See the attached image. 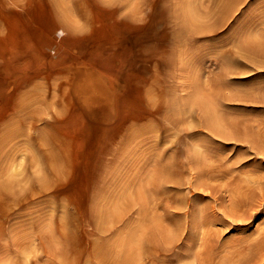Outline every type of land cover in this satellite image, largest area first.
<instances>
[{"label": "bare ground", "instance_id": "bare-ground-1", "mask_svg": "<svg viewBox=\"0 0 264 264\" xmlns=\"http://www.w3.org/2000/svg\"><path fill=\"white\" fill-rule=\"evenodd\" d=\"M128 1L133 11L122 19L125 0H73L63 5L47 0L39 11L33 4L25 13L26 23L20 22L23 17L15 19V24L10 23V35L0 39V243L6 238V208L35 196L53 197L56 187L64 182L69 186L68 206L78 210L77 215L64 213L66 234L59 241L57 256L66 264H167L172 239L162 228L159 239L168 241L165 248L157 246L156 210L166 217L171 209L182 212L188 229L186 241H193L191 231L195 228L201 235L200 230L206 231L199 227L208 226L202 210L199 212L204 217L191 203L172 202L167 186L185 185L189 191L212 195L215 205L210 208L211 217L220 226L227 222L237 226L264 215V122L246 123L243 128L227 123L215 115L207 99L196 94L188 101H195L203 109L204 129L223 145L235 143L245 151L227 157L220 148L204 145L184 162L167 157L163 163L148 165L135 158L138 146L133 142L148 131L136 124L152 120L142 102L150 107L151 95L147 93L145 100L144 91L140 92L137 85L148 74V63L162 57V51L166 52L164 56L169 55L192 42V35L182 31V18L190 15L188 12H198L200 17L201 13L184 0ZM210 2L211 9L202 15L215 17L217 23L227 18L241 0ZM58 27L65 35L63 47L51 50L52 34ZM250 32L239 43L236 60L247 61L253 75L264 72V30ZM225 62L221 78L245 73L233 57ZM158 76L152 80L156 86L161 81ZM217 85L215 97L219 99L224 84ZM233 97L223 99L264 106V77L252 84L251 93ZM132 144L134 150H129ZM19 154L30 157L29 165L40 178L16 171L2 179L5 168L10 169ZM236 172L249 174L233 178ZM131 180L136 182L134 187ZM218 180L220 187L211 185ZM120 184L125 185L122 191H115ZM133 188L137 190L133 192ZM222 192L229 193L226 203ZM111 193H119L121 198ZM34 212L28 213V222L23 225L30 232L54 220V210L37 218ZM131 214L133 230L128 228ZM10 227L18 240L27 234ZM256 235L247 245L243 238L237 239L217 263L259 264L264 259V219ZM203 244L210 262L220 244L211 236ZM8 263L21 264L17 258Z\"/></svg>", "mask_w": 264, "mask_h": 264}, {"label": "rangeland", "instance_id": "rangeland-1", "mask_svg": "<svg viewBox=\"0 0 264 264\" xmlns=\"http://www.w3.org/2000/svg\"><path fill=\"white\" fill-rule=\"evenodd\" d=\"M45 1L47 0H0V25H3L0 28V39L8 34L10 35L12 30L11 22L15 24V19L23 17L20 22L26 23L24 19L25 13L30 11L33 4H35V6L33 5L34 9L39 11V6L43 5ZM49 1L63 5L73 0ZM159 1L168 2V0ZM184 1L190 6L197 8V11L201 13L200 17L198 12H188L190 15L185 16L184 19L182 18V31L192 35V42L185 45L181 50H173V53H171L172 57L170 56L171 54L164 56L166 52L162 51V57L157 56L148 63L149 72L143 76L144 81L137 85L140 92L144 91L145 100H147V93L151 95L150 107H148L146 101L142 102L146 106V110H150L149 116L152 119L151 121H142L136 124L139 128H148V131L139 136L136 142H133L138 146H135L138 149L135 158L139 159V163L144 162V160L148 165L156 162L163 163L167 157H174L176 161L184 162L192 157L194 151L204 145L220 148L222 154L227 157H236L237 154L245 151L244 148L237 146L235 143L223 145L222 142L211 137L204 129L202 126V124H205L203 109L195 101H188L196 94L200 96V99H207L209 106L213 105L215 115L221 117L227 123H236L243 128L246 123L264 122V106L251 102L223 99L226 96L236 97L251 93L252 84L257 83L260 78L264 77V72L250 75L252 67L246 66L247 61L240 63L236 60L237 54L240 55L238 45L248 35L246 33L249 31H251L250 33H258L264 30V0H241L240 4L227 18L217 23L214 22L216 21L215 17L206 18L202 15L203 11L211 9L210 6L213 5L210 2L211 0ZM214 1L217 3L220 0H212V2ZM129 2L127 3L125 0L126 6L123 8L121 19L132 14L133 5L129 4ZM12 14H17V16H12ZM70 19L73 20V18ZM211 23H215L212 28L210 27ZM61 29L63 28L58 27L53 31L51 50L63 47L65 35L62 36L60 34ZM76 36L80 37L82 35L77 34ZM232 57L238 67H241V70H244L245 73L227 75L221 78L220 72L222 67L226 65L225 61ZM157 73H159L158 77L161 81L156 86L152 84V80ZM56 79L61 80L62 78L56 77ZM218 83H223L224 86L221 88L220 93L222 97L216 99L215 93H217L219 87ZM14 142L12 145L15 144ZM134 144L130 145L128 149L134 150ZM147 146L152 147L148 150ZM140 153H142L141 158H139ZM135 158L131 159L132 163ZM30 163V157L27 154L24 157H21L20 154L16 155L14 162L10 163V167L14 165L10 169L5 168L2 179L6 180L8 176L16 171L23 173L27 177L30 176L32 179L40 178L41 176L37 177L34 174V166L31 167ZM153 171L154 168L151 167V172ZM248 174L236 172L233 178H241ZM188 178L186 177V179ZM134 182L131 187L136 185V182ZM66 183L64 182L63 185L56 187L53 197L35 196L19 206L6 208L9 219L4 224L6 227V238H2L0 243V264H9L10 262L8 263V261L16 258L21 264H26V262L27 264H66L57 256L60 248L59 241H63L66 234L63 229V224L66 221L64 213L78 214V210L68 206V196L66 194L69 186ZM22 185L24 184L22 183ZM211 185L220 187L222 183L220 184L218 180L211 182ZM124 186V184H120L115 186L114 190L121 192ZM167 189L170 191L169 197L172 202L180 201L184 205L191 203L193 209L198 212L199 210L203 211L207 218L201 212L199 213L208 223L207 227H199L206 232L200 230L201 235H198L199 229L195 228L194 231H191L193 241H186L184 236L188 229L182 212L171 209L168 217H166L163 216L164 214L160 210H156L155 218L159 227L155 225L154 235L158 241L157 246L165 248L168 241L164 240V243H162L163 239H159V231L162 228L167 229L172 239L173 248L170 251L167 264H218L217 261H221L225 257L226 251L230 252V246L235 245L237 239L243 238L247 245V243H252L257 236L256 230L262 223L264 215L254 217L252 220L247 219L237 226L229 225L230 223L228 224V222L227 225L220 226L215 221L216 219L211 217L210 208L215 205L212 195L206 191H189L185 185L174 188L167 186ZM133 190L135 192L137 189L133 188ZM216 190L218 191L219 188H216ZM5 192L7 193L8 191L5 190ZM228 194V192L220 193L221 196H224L225 203L228 202ZM7 196L11 197L10 194H7ZM111 196L121 198L119 193H111ZM216 196H219V192H217ZM112 203L117 204L116 202ZM117 206L119 205L117 204ZM34 210V218H37V215L41 217L54 210V220H48L47 224L39 228L34 227L33 231L30 232L31 230L28 229V226L23 227V225L28 222V213ZM250 212L251 214L254 213L252 210ZM129 220L128 228L133 230L135 228L133 214L130 215ZM10 226L16 228L15 231L17 232H26V236H23L21 240L13 237ZM17 226H22V229L19 230ZM86 229L90 230L89 228ZM208 236L213 237L220 244L218 253L215 252L210 262L207 261L208 255L203 253V240ZM9 246L12 250L9 249ZM195 253H199V255L192 257ZM163 258V255L160 256V259ZM259 264H264V259Z\"/></svg>", "mask_w": 264, "mask_h": 264}]
</instances>
